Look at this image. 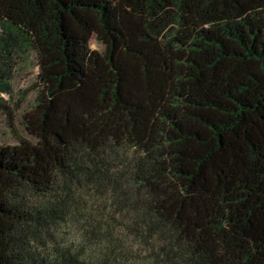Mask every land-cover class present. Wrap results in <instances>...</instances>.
<instances>
[{
  "label": "trees",
  "instance_id": "1",
  "mask_svg": "<svg viewBox=\"0 0 264 264\" xmlns=\"http://www.w3.org/2000/svg\"><path fill=\"white\" fill-rule=\"evenodd\" d=\"M27 46L0 264H264V0H0Z\"/></svg>",
  "mask_w": 264,
  "mask_h": 264
},
{
  "label": "rangeland",
  "instance_id": "2",
  "mask_svg": "<svg viewBox=\"0 0 264 264\" xmlns=\"http://www.w3.org/2000/svg\"><path fill=\"white\" fill-rule=\"evenodd\" d=\"M90 47L101 53L105 50L95 35ZM39 74L36 52L29 46L13 53L9 59L0 58V77L4 84L11 86L9 93L0 88V145L35 142L26 128V119L38 105Z\"/></svg>",
  "mask_w": 264,
  "mask_h": 264
}]
</instances>
